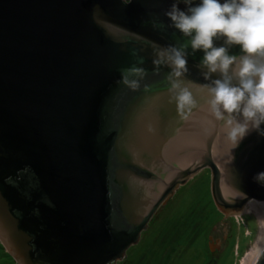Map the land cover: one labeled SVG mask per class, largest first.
Returning a JSON list of instances; mask_svg holds the SVG:
<instances>
[{
	"label": "water",
	"instance_id": "obj_1",
	"mask_svg": "<svg viewBox=\"0 0 264 264\" xmlns=\"http://www.w3.org/2000/svg\"><path fill=\"white\" fill-rule=\"evenodd\" d=\"M174 3L190 15L201 0H0V241L17 264H116L205 167L224 217L264 202V136L234 147L203 87L222 75L205 79L204 50L165 15ZM169 46L187 54L184 114L170 62L154 63ZM213 46L245 54L223 35ZM251 264H264V245Z\"/></svg>",
	"mask_w": 264,
	"mask_h": 264
},
{
	"label": "clouds",
	"instance_id": "obj_2",
	"mask_svg": "<svg viewBox=\"0 0 264 264\" xmlns=\"http://www.w3.org/2000/svg\"><path fill=\"white\" fill-rule=\"evenodd\" d=\"M188 11L190 15L174 3L165 15L176 29L191 37L193 50H204L205 79L217 71L222 75V79L214 80L211 85H203L211 93L209 103L213 115L217 120L227 121L234 147L253 130L264 136V129L260 127L264 123V0H226L223 4L219 0H201L199 6ZM218 34L225 36L227 42L240 45L245 54L237 58L227 54L225 47H214L213 38ZM156 55L154 63L166 59L177 77L172 88L178 112L184 114L186 108L190 111L195 100L192 91L182 87L180 79L188 71L184 46L157 48ZM232 65H235L231 71L239 79L238 86L231 83ZM135 71L142 74L144 69ZM122 82L133 89L139 86L138 81L127 77ZM254 179L264 184V171Z\"/></svg>",
	"mask_w": 264,
	"mask_h": 264
},
{
	"label": "rangeland",
	"instance_id": "obj_3",
	"mask_svg": "<svg viewBox=\"0 0 264 264\" xmlns=\"http://www.w3.org/2000/svg\"><path fill=\"white\" fill-rule=\"evenodd\" d=\"M239 216L228 217L225 247L214 249L209 235L222 214L210 196L208 171H199L178 189L121 264H212L211 259L251 264L264 245V205L251 200ZM0 264H17L1 241Z\"/></svg>",
	"mask_w": 264,
	"mask_h": 264
},
{
	"label": "flooded vegetation",
	"instance_id": "obj_4",
	"mask_svg": "<svg viewBox=\"0 0 264 264\" xmlns=\"http://www.w3.org/2000/svg\"><path fill=\"white\" fill-rule=\"evenodd\" d=\"M170 135H173V133H170ZM141 149L143 148V147H140ZM157 149H159V150H174L175 148L173 147V146H167V147H165V146H163V147H161V146H158V147H156ZM182 149V147H178V151H180L181 149ZM149 148L148 147H146V150H148ZM202 170H207L208 171V173H209V175H210V178H211V172H210V169L209 168H207V167H205V168H203V169H201V171ZM189 181V180H188ZM187 183V181L184 183V184H180V185H178V187L177 188H173V192H172V194H170L169 196H167V198H165L164 200H162L161 202H160V204L158 205V207L156 208V210L154 211V213L152 214V216L150 217V219H149V221H148V223H147V227L141 232V234H140V238H141V236H142V234L145 232V231H147V229H148V227H149V225L151 224V222L152 221H154V219L157 217V215L159 214V213H161V211L165 208V207H167V205L170 203V201L172 200V198L174 197V195L176 194V192L178 191V189H180L183 185H185ZM210 196H211V199H212V195H211V191H210ZM212 202H213V200H212ZM213 204H214V202H213ZM221 213V212H220ZM222 214V213H221ZM228 227H229V221H228V217H224V215L222 214V218L216 223V225L214 226V228L212 229V231H211V233H210V235H209V239L210 240H213V243L214 244H216V246L214 247V249H218V250H220V249H222L223 247H225V244H226V238H227V234H228V231H227V229H228ZM177 232V231H176ZM158 233V232H157ZM140 238H139V240H140ZM139 240H138V242H139ZM138 242L137 243H135V244H132V245H130L129 247H128V249L126 250V256H125V258L123 259V260H120V261H117V263L116 264H121V263H123V261H125V259L127 258V256H128V254H129V250L133 247V246H136L137 244H138ZM211 249H212V247H211ZM211 260H213L214 261V259H211Z\"/></svg>",
	"mask_w": 264,
	"mask_h": 264
},
{
	"label": "built area",
	"instance_id": "obj_5",
	"mask_svg": "<svg viewBox=\"0 0 264 264\" xmlns=\"http://www.w3.org/2000/svg\"><path fill=\"white\" fill-rule=\"evenodd\" d=\"M238 217H240V216H238ZM238 217H236L237 222H238ZM238 264H244V263L242 261H240Z\"/></svg>",
	"mask_w": 264,
	"mask_h": 264
},
{
	"label": "bare ground",
	"instance_id": "obj_6",
	"mask_svg": "<svg viewBox=\"0 0 264 264\" xmlns=\"http://www.w3.org/2000/svg\"><path fill=\"white\" fill-rule=\"evenodd\" d=\"M261 203H263V205H264V202H261ZM258 215H260V213L259 212H256ZM260 217V216H259ZM261 221H263V218H262V220ZM264 224V223H263ZM255 259V258H254ZM253 259V260H254Z\"/></svg>",
	"mask_w": 264,
	"mask_h": 264
}]
</instances>
